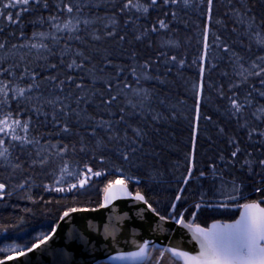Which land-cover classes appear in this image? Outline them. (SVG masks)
Here are the masks:
<instances>
[{"label":"trees","instance_id":"1","mask_svg":"<svg viewBox=\"0 0 264 264\" xmlns=\"http://www.w3.org/2000/svg\"><path fill=\"white\" fill-rule=\"evenodd\" d=\"M118 4L119 0H99V7L86 9L84 15L94 23L81 33L83 41L71 42L74 52L83 51L89 57L81 75L90 89V103L79 106L86 115L78 123L72 119L69 133L61 131L63 119L58 126L51 124L50 112L45 124L43 116L37 118L29 111V105L19 106V114L15 102L9 106V124L14 119L30 121L27 134L40 144L26 146L24 151L10 149L14 161L19 157L21 167L0 168V183L6 185L0 192V259L42 240L64 211L98 206L105 187L116 180L125 182L132 192L143 193L160 215L170 218L183 211L181 216L186 221L203 226L215 219L235 218L247 201H264V192L256 191L264 188V169L258 164L251 170L241 167L246 159H264V136L249 137L253 129L264 132V118L252 116L261 115L258 109L264 108V97L258 94L264 92L260 84L264 76L245 73V81L239 75L244 69L258 71L251 66L257 57L264 56L258 43L264 39V0H213L211 11L207 0H189L187 6L179 0L175 5L150 8L147 13L135 8L122 13V4ZM41 15L47 21L58 13L54 6L25 13L22 27L8 25L0 35V42L7 45L0 51V55L8 54L5 67L15 60L21 63V70L25 66L37 71L43 68L46 61L37 58L35 49L11 54L12 45L39 42L33 39L34 32L52 31L47 22L30 23ZM160 20L168 28H159ZM58 22H66V17L60 16ZM153 27L158 31L152 32ZM109 31L116 35L109 36ZM93 35L100 39H91ZM120 36L125 39L120 40ZM60 48H64L63 43ZM47 62L58 63V56L48 57ZM60 78H64L63 70ZM110 79L111 95H118V99L107 107L101 104V94L107 97ZM124 84L128 87L122 88ZM65 90L75 92L68 85ZM233 96L246 105L239 118L231 107L229 97ZM121 110L129 125L127 130L124 124L116 123ZM100 121L115 126L111 132L97 128L95 137L89 135ZM132 129H138L141 137H135ZM109 135L120 139L109 141ZM131 141H135L134 152L129 150ZM63 146L66 151L61 152ZM236 147L242 151L233 158ZM37 151L45 163L39 162ZM126 152L127 160L123 159ZM88 168L101 175L89 174ZM86 176L91 178L81 187L80 181ZM230 195L235 199H228ZM143 264L180 262L152 247Z\"/></svg>","mask_w":264,"mask_h":264},{"label":"snow or ice","instance_id":"2","mask_svg":"<svg viewBox=\"0 0 264 264\" xmlns=\"http://www.w3.org/2000/svg\"><path fill=\"white\" fill-rule=\"evenodd\" d=\"M179 3V0H119L120 11L127 12L135 8L137 12L147 13L150 8H156L162 4L164 6L175 5ZM183 3L187 6L189 0H183ZM209 5V11L213 0H207ZM55 7L58 15H50L45 21V18L41 15L38 20L30 21L33 25L44 24L47 22L52 29L48 33L39 32L33 33V39H37L39 42L31 44H20L11 46V54L16 55L22 49H28L29 52L35 49L37 52V58H43L46 63L40 71L35 68H29L25 66L21 70V63L15 60L5 67V63L8 60V54L0 55V115H3V119H0V168H11L13 170L21 167L20 159L17 157L13 160L14 153L10 149L19 147L21 151H24L26 146H38L40 140L29 136L27 133L30 131L31 122L21 121L19 119L12 120L9 124V120L12 118V111L9 107L13 102L16 103L17 114H19V106L29 105V111L34 113L37 118L44 117L43 123L47 124L49 121V112L51 113V124L59 125L61 119L64 120V126L61 129L63 133L70 132V125L72 119H79L86 115L85 111L80 110L81 104H89L87 93L90 91L84 84L85 77L81 73L85 70V62L89 61V57L84 54L83 51H73L71 42H81L84 40V36L81 33H86L94 21L90 20L84 15L86 9L92 7H99V0H8L7 3L4 0H0V35H3L8 25H17L22 27L23 15L25 13H39L41 9L51 10ZM4 10H9L5 12ZM167 15V13H165ZM175 14L173 13V16ZM66 17V22L59 23V17ZM83 17V19H81ZM5 20L7 24H5ZM112 24H115L114 19L111 20ZM125 23H128L127 21ZM107 27V26H105ZM159 28H168L167 23L164 20L159 21ZM152 32H157L158 29L153 27ZM109 36H114L116 33L109 31ZM23 35V32H21ZM93 40H99L100 36L93 35ZM120 40H124V36L119 37ZM140 39L139 36L136 37ZM49 41V42H46ZM64 44V48H60V44ZM258 43L261 46V50L264 51V39L259 40ZM6 43L0 42V51L5 50ZM208 48L205 43V49ZM225 51H228L225 48ZM58 63H48V57H57ZM73 56L71 62H67L66 58ZM176 57L173 56L172 60L175 61ZM20 61H24V56L20 57ZM79 61V62H78ZM258 61V62H257ZM257 61H254L251 68L259 69L258 71H251L244 69L239 73L244 80H247L248 75H255L258 77L264 76V56L257 57ZM106 62V66H107ZM183 64V61H181ZM144 67H148L146 64ZM61 70H63L64 78L61 79ZM103 71V70H101ZM123 70H121L122 72ZM204 69H201L203 75ZM47 72L49 75L44 76ZM55 72V75H51ZM135 72V69H133ZM8 78V79H6ZM95 83V81H93ZM108 95L105 97L101 94V104L110 107L117 99L118 95H111L112 82L111 79L107 82ZM260 84L264 86V79L260 80ZM48 85V87H44ZM65 85L69 88H74L73 91H66ZM128 85H122V88H127ZM203 87V85H201ZM238 87V86H237ZM84 93V95H80ZM96 95L95 92L92 93ZM264 97V92L258 93ZM251 93H249V96ZM233 113L238 116L243 112L246 105L240 103L238 97H229ZM75 105V108L73 107ZM250 105V101H249ZM8 111L5 112V109ZM261 115L252 113V116L256 120L264 118V108L258 109ZM197 113L199 117V105L197 106ZM39 122V121H38ZM117 124H124L125 129L129 128V125L125 122V116L123 110ZM115 125L111 122L100 121L91 128L89 135L95 137L97 128L105 129L107 132H111ZM118 131V129H117ZM135 137L140 138L141 132L138 129H132ZM20 133H24L21 135ZM259 134L264 136V132L256 133V129L249 132V137ZM7 138V139H6ZM109 141L113 139H120V137H107ZM127 141V134L123 138ZM135 141L130 142L129 150L135 151ZM50 148H56L57 145H49ZM61 152L66 151V146L60 148ZM241 149L236 147V150L231 153L233 158H237L241 153ZM251 155V154H249ZM36 156L39 157L41 164L45 163V157L41 155L40 151L36 152ZM123 159L127 160V152L123 155ZM36 161H33L35 163ZM254 164L264 169V159L253 161L252 159H246L241 167L247 166L250 170ZM66 171V168L64 169ZM87 172L94 176H100L99 172H92L91 168L87 169ZM91 176H86L84 180L80 181L81 187L87 182V179ZM118 183H123L118 181ZM264 183V181H262ZM6 185L0 183V192L5 189ZM75 187V185H73ZM239 191V189H236ZM257 192H264V188H257ZM138 199H143L142 196H137ZM179 199V197H177ZM228 199H235L234 196H229ZM260 203H264L261 201ZM260 203H252L243 205L244 212L241 213V217L234 224H214L211 229L205 230L197 228L194 230V239H197L200 243L201 252L196 258L202 262V264H264V207H260ZM227 207V205H222ZM175 207V205H173ZM198 209L200 205L196 206ZM72 211H75L73 209ZM68 216L66 212L64 214ZM63 219V217L61 218ZM163 219V217H162ZM147 244L141 247L138 253H133L132 256L140 257L144 254ZM173 255H186L185 253H177L175 250H171ZM123 259L124 257H120Z\"/></svg>","mask_w":264,"mask_h":264},{"label":"water","instance_id":"3","mask_svg":"<svg viewBox=\"0 0 264 264\" xmlns=\"http://www.w3.org/2000/svg\"><path fill=\"white\" fill-rule=\"evenodd\" d=\"M138 195L143 199H138ZM252 203L259 202L247 201L235 218L215 219L203 226L182 217L160 215L143 193L132 192L125 182L114 181L105 187L98 206L64 211L46 237L0 259V264H143L152 247L168 253L180 264H202L196 259L201 247L193 238L194 230L234 224L244 212L243 205ZM66 212L68 216L64 215ZM145 244L142 256H132ZM171 250L186 255H173Z\"/></svg>","mask_w":264,"mask_h":264},{"label":"rangeland","instance_id":"4","mask_svg":"<svg viewBox=\"0 0 264 264\" xmlns=\"http://www.w3.org/2000/svg\"><path fill=\"white\" fill-rule=\"evenodd\" d=\"M183 212V211H182ZM182 212H180L177 216H179V215H181L182 214Z\"/></svg>","mask_w":264,"mask_h":264}]
</instances>
